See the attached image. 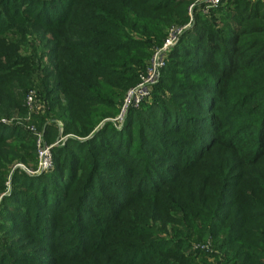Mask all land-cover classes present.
<instances>
[{
    "label": "trees",
    "instance_id": "1",
    "mask_svg": "<svg viewBox=\"0 0 264 264\" xmlns=\"http://www.w3.org/2000/svg\"><path fill=\"white\" fill-rule=\"evenodd\" d=\"M187 3L0 0V119L33 89L73 135L51 145L49 170H13L0 264H264V2L196 12L150 101L121 131L98 124ZM26 137L0 121V192Z\"/></svg>",
    "mask_w": 264,
    "mask_h": 264
},
{
    "label": "rangeland",
    "instance_id": "2",
    "mask_svg": "<svg viewBox=\"0 0 264 264\" xmlns=\"http://www.w3.org/2000/svg\"><path fill=\"white\" fill-rule=\"evenodd\" d=\"M251 1H253V0H251ZM190 2H191V0H188V3L186 4V7H185V14H186L185 21L184 22H179V23H171V24H169L164 29L165 34H166V31H167V29L169 27H171V26L180 27L183 24H185V22L187 21V17H188L187 16V7H188V4ZM219 5H224V4H218L214 9L218 8ZM214 9L208 10L206 13H203V14H205V15L211 14V12ZM195 13H196V11H194V13L192 14V21H193V17H194ZM156 46L157 45H155V47ZM153 48H151L150 51ZM31 93H32V98H33L32 104H26L25 103V97L28 94V92L24 95L23 106H24L25 111L23 113H21V114H12V117H10L8 119H6V118H1L0 119V121L5 123V124L16 125L20 129H22L25 134H27L26 140L15 141L14 143H16V145H19V143L21 145H28V148H22L21 149V155H22L23 161L22 160L13 159L10 163H8L6 176H5L4 182L2 184L3 189L0 192V197L2 195H4V194H8L11 186L16 185V184L12 185V182H11V174L13 173V170L17 169V170H19V171H21L23 173L33 174V175L42 172V171L36 170V148H37L36 139H37V137H39V139H40L39 141L42 144H45V145H61L66 137L73 136V135H70L69 133H67V134H63L62 133V130L60 129L61 126H60L59 121L51 118L50 116H46L45 111H44L46 102H44L41 99L37 98L36 97V93H35V91H33V89H32ZM151 98L152 97L148 96V98H147L148 100L146 102L148 103ZM117 112H118V108H116V111H115V113L113 115L104 117L103 119H101L99 121V123L107 122L115 130L121 131L122 129L125 128V126H124V121H125L124 117H125V115H124L122 120H115V116H116ZM137 117H138V114H137ZM135 119H134V121H132V123L129 126V129H131L132 131L135 128V126H134L135 122L137 123V121H135ZM44 123H49V124L53 123L55 125V129L53 130V134H51L47 138H45V134L43 132V124ZM233 126H234V123H233L232 127ZM96 128H97V126H96ZM85 138H86V136L82 137V139H85ZM23 147H25V146H23ZM219 156H220L219 154L213 155V156L209 157V160L213 162ZM24 158H25V160H24ZM262 166L263 165H261L260 167H262ZM33 246H35V245H33ZM196 248L200 249V250L202 248V250L205 251L206 253H211L213 251L212 250L213 248H211L204 241L190 240L188 242V251H192V250H194Z\"/></svg>",
    "mask_w": 264,
    "mask_h": 264
},
{
    "label": "built area",
    "instance_id": "3",
    "mask_svg": "<svg viewBox=\"0 0 264 264\" xmlns=\"http://www.w3.org/2000/svg\"><path fill=\"white\" fill-rule=\"evenodd\" d=\"M262 1L264 2V0ZM218 3L219 0H191L187 7L188 17L185 24L180 27L171 26L167 29L162 42L152 49L142 72L138 76V80L124 91L115 120H122L128 109L136 108L141 102L147 100L152 86L157 82L160 70L166 62L168 51L176 43L183 29L191 24L194 11L206 13L208 10L214 9ZM31 92L28 91L25 97L26 104H32L33 102ZM39 140V137H37L36 170L44 172L49 170L52 165L51 145L42 144Z\"/></svg>",
    "mask_w": 264,
    "mask_h": 264
},
{
    "label": "crops",
    "instance_id": "4",
    "mask_svg": "<svg viewBox=\"0 0 264 264\" xmlns=\"http://www.w3.org/2000/svg\"><path fill=\"white\" fill-rule=\"evenodd\" d=\"M58 121V120H57ZM59 123H60V121H59ZM100 124V123H99ZM60 126H61V123H60ZM60 129H61V127H60Z\"/></svg>",
    "mask_w": 264,
    "mask_h": 264
}]
</instances>
